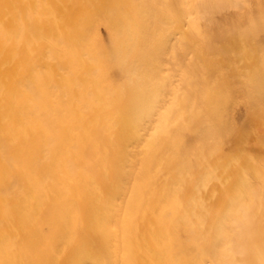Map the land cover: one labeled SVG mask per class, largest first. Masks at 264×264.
<instances>
[{
  "label": "rangeland",
  "instance_id": "rangeland-1",
  "mask_svg": "<svg viewBox=\"0 0 264 264\" xmlns=\"http://www.w3.org/2000/svg\"><path fill=\"white\" fill-rule=\"evenodd\" d=\"M0 264H264V0H0Z\"/></svg>",
  "mask_w": 264,
  "mask_h": 264
},
{
  "label": "bare ground",
  "instance_id": "bare-ground-1",
  "mask_svg": "<svg viewBox=\"0 0 264 264\" xmlns=\"http://www.w3.org/2000/svg\"><path fill=\"white\" fill-rule=\"evenodd\" d=\"M210 13H211V12H210ZM85 56H86V55H85ZM95 75H96V74H95ZM239 232H240V231H239ZM238 248H239V247H238ZM239 250L241 251V249H239ZM243 251H244V248H243ZM243 251H242V252H243ZM29 259H30V258H29Z\"/></svg>",
  "mask_w": 264,
  "mask_h": 264
}]
</instances>
